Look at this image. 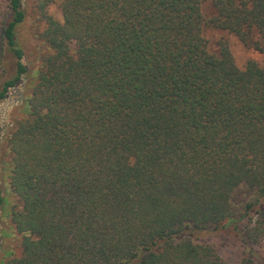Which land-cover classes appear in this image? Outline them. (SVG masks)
<instances>
[{"label":"trees","instance_id":"obj_1","mask_svg":"<svg viewBox=\"0 0 264 264\" xmlns=\"http://www.w3.org/2000/svg\"><path fill=\"white\" fill-rule=\"evenodd\" d=\"M204 26L263 52L264 0H0V103L29 89L0 126L5 264H264V68Z\"/></svg>","mask_w":264,"mask_h":264},{"label":"rangeland","instance_id":"obj_2","mask_svg":"<svg viewBox=\"0 0 264 264\" xmlns=\"http://www.w3.org/2000/svg\"><path fill=\"white\" fill-rule=\"evenodd\" d=\"M50 10L57 19H61L60 12L56 6H51ZM202 13L205 19H208L212 15L210 1H206L202 4ZM33 25L32 20L29 18L28 24L25 27L26 29H24L26 61L32 75L38 67L39 56L41 54L39 43L30 35V27ZM203 36L211 52L217 51V45L221 39L228 40L231 52L239 68L243 69L249 60H254L260 67L264 68V51L257 52L252 49H247L234 36L209 26H204ZM27 93H29V89L27 88L26 90L13 92L4 102L0 103V126L4 136L7 134V131L13 127L15 121L24 116L22 99ZM0 187L5 198V204L2 209H0V232L9 235L8 237H2L0 239V264H5L8 258L3 254L4 251H13L17 253L21 237L15 232L10 221V212L12 207L16 204V198L11 192L8 179L4 177L2 173H0ZM243 194V189L238 192L239 196H243ZM209 242L219 247L221 255L227 261H233L240 255V244L234 234L224 232L221 234L220 232L209 238Z\"/></svg>","mask_w":264,"mask_h":264}]
</instances>
